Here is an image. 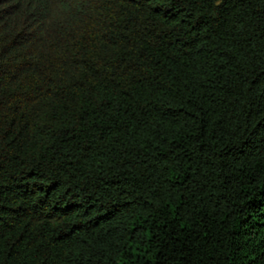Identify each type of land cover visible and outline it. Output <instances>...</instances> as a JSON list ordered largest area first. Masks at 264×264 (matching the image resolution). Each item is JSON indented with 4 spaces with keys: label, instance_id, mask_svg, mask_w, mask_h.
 I'll use <instances>...</instances> for the list:
<instances>
[{
    "label": "trees",
    "instance_id": "16d2710c",
    "mask_svg": "<svg viewBox=\"0 0 264 264\" xmlns=\"http://www.w3.org/2000/svg\"><path fill=\"white\" fill-rule=\"evenodd\" d=\"M0 264H264V0H0Z\"/></svg>",
    "mask_w": 264,
    "mask_h": 264
}]
</instances>
